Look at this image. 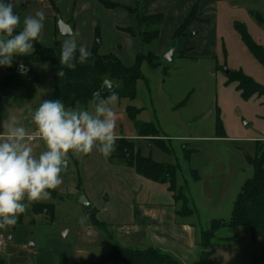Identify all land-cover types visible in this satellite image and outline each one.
<instances>
[{"label":"rangeland","instance_id":"rangeland-1","mask_svg":"<svg viewBox=\"0 0 264 264\" xmlns=\"http://www.w3.org/2000/svg\"><path fill=\"white\" fill-rule=\"evenodd\" d=\"M20 1L14 8L21 20L17 32L22 29L25 16L34 15L37 11L32 6L26 11ZM40 1L43 4L39 10L46 18L43 35L39 39L42 47L60 48L63 39L57 27L55 31L53 26L60 18L76 35L78 47L98 46L101 55L114 54L122 61L130 56L132 41L125 32L118 30L129 27V20L121 13L112 14L106 5H94V0H78L77 12L81 3L86 14L91 12L92 16L89 21H86L89 19L86 16L80 28L77 12L73 16L69 13L74 0ZM109 1L124 3V0ZM27 3L32 5L29 0ZM211 12L216 19L211 18L210 23L196 22L194 30L191 26L180 31L197 51L194 58L190 51H180L179 40L174 36L160 54L157 53L158 42L152 48H141L140 51L145 53L154 51L159 67L143 66L144 80L136 84L134 102L118 100L112 105L117 114V141L131 144L134 154L161 165L180 168L177 195L184 196L188 206L197 211V216L186 222L195 225L198 243L201 233L211 229L214 221L230 220L237 195L253 176L247 158H255L257 145L264 143V97L244 100L237 91V84L228 85L226 74L242 72L264 87V66L244 40L249 36L264 49V0H219ZM194 14L199 20V6ZM237 24L242 27L236 28ZM95 25L99 28V39ZM172 50H177L176 57L169 64L164 58ZM32 55L33 52L28 56L15 57L11 67L0 66V87L10 71L17 74L16 83L0 100V134L6 131L4 125L10 116L16 118L19 126L35 130L32 112L43 100L55 99L51 69L35 64L29 59ZM20 68L26 71L18 74ZM129 107L142 110L136 122L128 118ZM86 110H91L89 104ZM218 113L225 135L222 140L214 139ZM151 123L158 124L157 137L139 138L136 125ZM33 147L37 153L44 150L40 141ZM185 153L192 156L190 161ZM71 157L69 153V163L61 173L62 184L50 190L51 199L32 203L20 215L21 223L7 231L0 229V237H4V245L0 248L1 261L6 264H100L116 247L139 250L135 244H124L116 238L112 227L120 218L127 219L128 197L133 190L128 175L120 173L117 168L124 167L126 172L133 170L111 161L97 149L81 155L77 161ZM192 171H198L200 183L192 180ZM82 199H87L96 209L92 215L84 213L80 205ZM46 204L55 206L53 220L50 215L43 214L42 205ZM181 207L180 202L177 209ZM113 210L121 213L125 210L126 213L114 215ZM94 220L107 225L95 228ZM227 238L235 239L227 256L212 253L214 249L209 251L214 254V264H251L264 258V234L254 241L245 229L233 231L226 228L218 232L215 243ZM161 252L179 262L182 260L170 250ZM196 252V262L199 263L202 253L199 245Z\"/></svg>","mask_w":264,"mask_h":264},{"label":"trees","instance_id":"trees-1","mask_svg":"<svg viewBox=\"0 0 264 264\" xmlns=\"http://www.w3.org/2000/svg\"><path fill=\"white\" fill-rule=\"evenodd\" d=\"M108 7H111L107 4ZM198 7V6H197ZM188 18V20L180 26L174 34L175 40L185 38L181 36L182 29H189L195 22L196 9ZM58 20V19H57ZM164 24L163 15H155L151 17H141L137 15L138 34L141 42V47L152 48L158 42L160 32ZM58 30V28H57ZM127 33L133 34L132 31L126 30ZM59 33V32H58ZM97 38L99 39V31H97ZM245 43L254 57L264 66V49L256 45L249 36L244 37ZM33 55L29 58L37 65L48 66L53 73V81L55 87V98H59L68 109H75L77 103L79 108L86 109L89 101L93 98L95 92H99L103 84L107 81L116 86V93L120 100H128L134 102L136 100V84L144 80L142 68L145 64L152 68L159 67L158 57L154 51L147 53L141 52L136 59L133 67H126L123 62L114 54L101 55L99 47L94 46L91 51V57L85 64L77 63L75 70H69L63 65H60V51L59 48H44L40 45L39 40L33 42ZM62 69L65 72L64 76H58V71ZM229 83L237 84V91L246 101L264 97V87L258 85L250 77L245 76L242 72L229 73ZM17 81V74L15 71H10L9 75L0 87V100L6 97L10 87ZM111 94L102 96L107 98ZM142 110L129 107L127 109L128 118L136 122L137 116ZM216 137L214 139H225L223 126L217 114L216 123ZM136 131L139 138L150 139L157 137L159 134L158 124H138ZM116 150L109 156L111 161H117L124 164L126 167L133 169L138 176H141L154 183L166 185L169 191L173 194L175 205L182 203V207L177 209L176 216L180 223H187V219L197 216V211L188 206L186 198L177 195L178 191V177L180 175V168L171 165H161L155 163L153 160L141 157L139 154H134L131 151V144L126 141H116ZM163 148V147H162ZM165 149V148H164ZM167 153H171L168 149ZM129 154V155H128ZM186 154V159L190 161L191 155ZM248 166L253 170V176L247 180L242 187L240 193L237 195L233 203L231 218L228 222L214 221L211 224V229L204 231L200 235L199 247L202 250L199 264H205L208 253L214 245L226 246L233 245L234 238L220 239L215 243L218 232L222 229H230L237 231L245 229L250 232L254 241L264 234V143L257 145V153L255 158H247ZM192 180L195 183H200L201 178L198 171H192ZM43 214L50 215L54 219L55 206L53 204L42 205ZM95 211V209H94ZM90 213L92 215L94 213ZM22 219H18V225ZM105 224L94 220V227L99 228ZM195 227V225H193ZM264 262V258L254 260L251 264ZM0 264H6L5 261L0 260ZM100 264H181L173 257L162 253L157 249L145 250H131L116 247L115 251L106 256Z\"/></svg>","mask_w":264,"mask_h":264},{"label":"clouds","instance_id":"clouds-1","mask_svg":"<svg viewBox=\"0 0 264 264\" xmlns=\"http://www.w3.org/2000/svg\"><path fill=\"white\" fill-rule=\"evenodd\" d=\"M19 0H0V66L11 67L17 56H28L34 43L42 38L45 14L37 10L27 15L20 26L14 8ZM60 65L75 70L77 63L85 64L91 52L85 45L78 47L76 35L66 37L60 44ZM23 67V66H21ZM57 75L64 76L60 69ZM102 98L95 92L89 101L91 110L65 107L59 98L45 99L32 112L35 131L30 133L10 116L0 138V229L8 230L18 223L20 215L34 202L51 199V191L63 182L61 173L69 163V153L76 158L97 149L108 157L116 150L117 114L113 110L118 93ZM40 141L44 150L35 151Z\"/></svg>","mask_w":264,"mask_h":264},{"label":"crops","instance_id":"crops-1","mask_svg":"<svg viewBox=\"0 0 264 264\" xmlns=\"http://www.w3.org/2000/svg\"><path fill=\"white\" fill-rule=\"evenodd\" d=\"M27 1L28 0L20 1L26 11H29V6L39 10L40 6L42 7L43 4L40 0H29L32 2V5L30 3L28 4ZM94 1L96 2V4L95 2L93 3L94 5H97V3L100 4L101 7L106 5V9L108 11L110 10V13H121V16H125L129 20V27L118 29L125 32L128 39L132 41V52L130 53V56L126 57L123 61L117 56L126 67H133L136 63L137 56L141 53L140 49L142 47L138 34L137 15L141 17H151L155 15L164 16V24L158 39V43L161 47L158 46L157 53L160 54L170 44L172 37L174 36L173 32L188 20L195 7L199 6L198 22L210 23L211 18L216 19V15L211 11L213 7H216L219 3V0H124L123 4L113 1L111 2L109 0ZM107 4L111 7H108ZM77 7L78 0H74L73 8L69 12L71 16L75 15L78 11ZM76 14L78 22H80V28L85 21L86 16L89 18L86 19V21L92 19L91 12L87 15L81 3L80 11ZM56 24L55 21L53 24L54 29L57 27ZM195 24L197 23L195 22L192 25V30L195 29ZM94 28L96 29L95 34L97 35L99 28L97 25H95ZM126 30L132 31L133 34L127 33ZM189 40L190 39L186 37L179 40L180 51H190L189 53L192 55V58H194L197 51H195V48L189 44ZM87 48L91 52L94 46L90 45ZM100 54L102 53L100 52ZM27 130L30 133L35 131L31 129ZM0 138H3V134H0ZM37 142L38 140L34 142V144ZM39 146L41 145H37V147ZM71 156L72 160L77 161L75 156L72 154ZM117 169L120 173L122 172V174L128 175L133 190L128 197V201L130 202L129 211L126 213L125 209L122 210L121 213L113 210L114 215L116 213L119 215H124L126 213L128 216L127 219L120 218V221L112 224L113 230L116 233V238L122 240L124 244H135L139 250L153 248L161 251L167 249L170 250L172 254L180 257L183 263L186 262L187 264H191L192 259V264H199L196 262V251L199 245L197 230L192 224H182L178 222L176 216L177 207L175 205L173 194L169 191L168 186L157 184L138 176L133 169H131L133 172L129 170L126 172L127 170H125L124 167H118ZM79 175L80 170L78 169V176ZM99 222L101 223V220H99ZM229 246L231 245H218L216 246L218 248L212 247L210 251L214 249L212 250L214 251L212 253L215 254V252H219L221 255L227 256L228 251L230 252L229 249H231ZM213 255L208 253V258L205 262L206 264H214V260L212 259Z\"/></svg>","mask_w":264,"mask_h":264},{"label":"water","instance_id":"water-1","mask_svg":"<svg viewBox=\"0 0 264 264\" xmlns=\"http://www.w3.org/2000/svg\"><path fill=\"white\" fill-rule=\"evenodd\" d=\"M240 27H242V25H240V24L236 25V28H240ZM57 28H58L59 35L63 40L66 37L74 34L71 27L69 25L65 24L60 18L58 19V22H57ZM176 52H177V50H172L171 52H169L165 56L164 61L166 63H169V64L173 63L175 60V57H176ZM25 71L26 70L20 68L18 70V74H21ZM226 74L229 75L228 72H226ZM110 90L116 91V86L113 83L107 81L103 84V86L99 92L101 93L102 96H106L107 94H111ZM80 205H81L84 213L87 215L94 211V207L92 206V204L87 199H82L80 202ZM9 241H12V239H10Z\"/></svg>","mask_w":264,"mask_h":264},{"label":"built area","instance_id":"built-area-1","mask_svg":"<svg viewBox=\"0 0 264 264\" xmlns=\"http://www.w3.org/2000/svg\"><path fill=\"white\" fill-rule=\"evenodd\" d=\"M4 245V237H0V248Z\"/></svg>","mask_w":264,"mask_h":264}]
</instances>
